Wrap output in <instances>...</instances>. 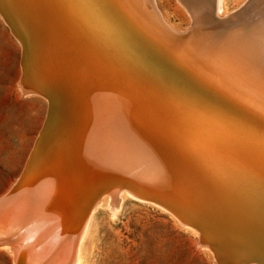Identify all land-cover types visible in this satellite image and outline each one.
<instances>
[{"label": "bare ground", "instance_id": "obj_1", "mask_svg": "<svg viewBox=\"0 0 264 264\" xmlns=\"http://www.w3.org/2000/svg\"><path fill=\"white\" fill-rule=\"evenodd\" d=\"M253 1L229 14L215 0L179 30L157 0H0L20 88L48 107L0 196L13 264H82L93 210L106 196L116 213L122 193L169 212L215 264H264V0Z\"/></svg>", "mask_w": 264, "mask_h": 264}, {"label": "rangeland", "instance_id": "obj_2", "mask_svg": "<svg viewBox=\"0 0 264 264\" xmlns=\"http://www.w3.org/2000/svg\"><path fill=\"white\" fill-rule=\"evenodd\" d=\"M224 1L231 14L244 0ZM254 1L255 5L259 2ZM214 2L157 0L179 30H186L200 9L212 13ZM209 17L214 19L213 14ZM19 61V45L0 18V196L20 175L47 108L43 96L21 90ZM122 196L116 213L109 208L106 196L93 210L82 245V264H215L212 252L199 243L197 235L169 212L129 194ZM13 263L12 252L0 247V264Z\"/></svg>", "mask_w": 264, "mask_h": 264}, {"label": "water", "instance_id": "obj_3", "mask_svg": "<svg viewBox=\"0 0 264 264\" xmlns=\"http://www.w3.org/2000/svg\"><path fill=\"white\" fill-rule=\"evenodd\" d=\"M23 38H24V42L26 43V46H27L26 37H23ZM47 112H48V107H47V111H46V113H47ZM45 119H46V115H45L44 121H45ZM44 121H43V124H44ZM43 124H42V126H43ZM42 126H41L40 130L42 129Z\"/></svg>", "mask_w": 264, "mask_h": 264}]
</instances>
